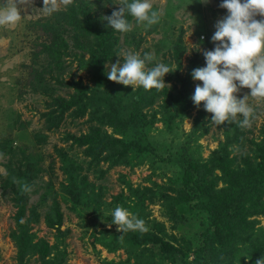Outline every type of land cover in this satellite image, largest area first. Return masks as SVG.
I'll return each instance as SVG.
<instances>
[{"label":"rangeland","instance_id":"rangeland-1","mask_svg":"<svg viewBox=\"0 0 264 264\" xmlns=\"http://www.w3.org/2000/svg\"><path fill=\"white\" fill-rule=\"evenodd\" d=\"M83 1L81 12L77 0H54L48 14L44 0H24L21 19L0 25V264H255L264 98L248 97V125H217L191 99L202 82L187 76L194 57L205 65L227 10L220 0H152L159 22L128 16L133 28L120 33L102 20L120 0ZM124 52L173 71L160 89L116 83L105 74ZM188 161L196 182L185 180ZM117 206L146 230L117 231Z\"/></svg>","mask_w":264,"mask_h":264},{"label":"clouds","instance_id":"clouds-1","mask_svg":"<svg viewBox=\"0 0 264 264\" xmlns=\"http://www.w3.org/2000/svg\"><path fill=\"white\" fill-rule=\"evenodd\" d=\"M24 0H0V25H15L21 19ZM65 4L69 0H64ZM207 3L208 0H201ZM120 7L110 15L103 16L106 26L113 31L125 33L133 28L128 16L146 27L159 22L160 14L153 10L152 0H120ZM219 6L227 10L226 15L215 22L211 36L213 49L203 51L205 65L192 69L193 80L200 81L191 96L193 103L211 113V121L217 125L238 122L240 126L249 124L253 108L247 103L248 97L264 98V0H220ZM51 14L57 10L52 2L42 7ZM119 57V56H118ZM151 59L148 53L124 52L123 61L111 63L106 72L109 80L132 87L142 86L145 90L160 89L165 84V74L172 72L171 66L156 63L146 67ZM250 93L238 97L242 88ZM238 115L242 119L237 120ZM27 187V186H25ZM111 224L117 231H144V221L134 216L129 209L117 206L111 211ZM255 264H264V255Z\"/></svg>","mask_w":264,"mask_h":264},{"label":"trees","instance_id":"trees-1","mask_svg":"<svg viewBox=\"0 0 264 264\" xmlns=\"http://www.w3.org/2000/svg\"><path fill=\"white\" fill-rule=\"evenodd\" d=\"M78 3H79V7H80V10L81 12H83L85 10V5H84V1L83 0H77ZM198 62V58L197 57H194L193 59H191L189 61V64H188V69H187V76L190 75L192 69H194L195 65L197 64ZM80 110H82V112H80L79 115H81L83 113V108H81ZM96 132L93 131V136H95ZM91 136V135H89ZM88 135H81V136H73V135H70L71 138H73L74 140L78 141V142H91L90 140V137ZM126 151V149H124ZM264 159V157H263ZM185 161V160H184ZM193 161H188L187 163V166L185 168V170H187V173H186V177H185V180L189 183V182H196V179L194 177V171H195V166H194V162L192 163ZM264 163V161H263ZM262 163V166L264 167V164ZM217 225V229H216V238L217 240L222 244L223 241H222V234H221V229L222 227H220L218 225V223L216 224ZM149 239L155 243H159L161 248L165 251V252H171L175 249V247H173L172 245L162 241V239L160 238H157L155 236H152V237H149Z\"/></svg>","mask_w":264,"mask_h":264}]
</instances>
